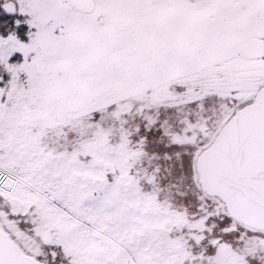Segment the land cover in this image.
<instances>
[{"label":"snow or ice","instance_id":"1","mask_svg":"<svg viewBox=\"0 0 264 264\" xmlns=\"http://www.w3.org/2000/svg\"><path fill=\"white\" fill-rule=\"evenodd\" d=\"M0 264H264V0H0Z\"/></svg>","mask_w":264,"mask_h":264}]
</instances>
